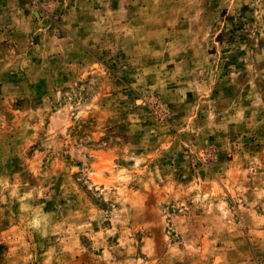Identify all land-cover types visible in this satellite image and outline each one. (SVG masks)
Instances as JSON below:
<instances>
[{
  "label": "rangeland",
  "instance_id": "rangeland-1",
  "mask_svg": "<svg viewBox=\"0 0 264 264\" xmlns=\"http://www.w3.org/2000/svg\"><path fill=\"white\" fill-rule=\"evenodd\" d=\"M0 264H264V0H0Z\"/></svg>",
  "mask_w": 264,
  "mask_h": 264
}]
</instances>
